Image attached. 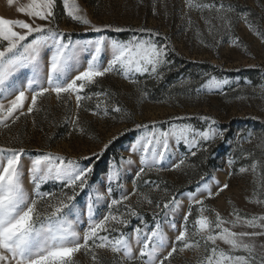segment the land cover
Returning a JSON list of instances; mask_svg holds the SVG:
<instances>
[{
	"label": "snow or ice",
	"instance_id": "obj_1",
	"mask_svg": "<svg viewBox=\"0 0 264 264\" xmlns=\"http://www.w3.org/2000/svg\"><path fill=\"white\" fill-rule=\"evenodd\" d=\"M8 2L11 4L12 0ZM185 3L189 10L201 13L210 32L214 20L226 29L231 27L234 10L220 0H185ZM62 5L67 17L88 25L87 30L99 34L112 28L93 24L76 0H62ZM56 8L57 0H30L17 11L26 14L31 22L0 17V126L4 129L40 111L39 102L52 94L63 103L74 96L78 110L84 101L95 97L93 115L107 116L112 112L120 114L121 119L128 118L126 109L118 103L109 106L106 100L111 94L107 91L88 94L85 90L97 85V78L110 73H119L139 85L136 77L158 80L163 78L164 69H171L170 54L174 48L169 38L161 37L159 32L142 27L127 40H109L99 35L94 40L73 41L72 33L59 28ZM243 18L247 22V17ZM253 31L264 38V31ZM237 42L238 38L233 41ZM84 53L87 56H82ZM105 53H109L106 60ZM81 67L83 70H79ZM22 73L25 75L20 78ZM229 83L213 76L201 91H222ZM137 90L140 100L147 98L145 89ZM260 95L264 96V85L260 86ZM189 119L175 117L166 122L167 127L156 121L137 123L125 130L138 132L129 148L139 154L140 164L134 174V187L128 194L121 183V169L124 163H132L130 158L127 161L121 158L119 164L111 161L105 173L108 183L101 180L97 186L89 182L94 163L86 162L91 157L68 158L50 151L32 153L23 146L0 145V264H79V255L90 256L91 264H104L101 251L113 254L110 264H171L174 254L201 247L204 253L196 264H264V215L247 217L233 208L234 218L229 219L206 204V200L229 188L227 182L221 184L217 180L214 191L201 177L202 183L198 182L195 191L187 193V211L179 222L175 216L185 205L175 194L155 202L158 211L153 212L151 224L137 207L128 203L130 196L136 194L140 197L137 204L141 200L149 205L154 203L147 194L138 193L136 183L146 172L165 170L164 162L171 160L176 145L183 144L194 157L207 151V145L217 138H226L225 131L216 127L213 118L199 117L206 125L203 128L179 123ZM70 122L76 131H85L78 113ZM247 135L251 138L254 133ZM118 138L113 137L104 149ZM258 139V146L264 147V136ZM187 159L188 155L178 158L171 163V169L186 166ZM259 166L264 167V162ZM257 168L258 162H253L250 169L241 167L239 171L251 170L255 174ZM113 183L121 189L119 196L112 195ZM144 184L160 188L152 181L145 180ZM256 190L264 191V175H260ZM167 191L165 188L164 192ZM81 193H85L83 203L78 199ZM101 202L108 211L98 215L97 206ZM256 203L264 204V200ZM194 209L195 218L190 220ZM208 212H214V217L205 214ZM132 218L139 223L131 232H125ZM237 227L250 230H234ZM218 242L227 247H220Z\"/></svg>",
	"mask_w": 264,
	"mask_h": 264
},
{
	"label": "rangeland",
	"instance_id": "obj_2",
	"mask_svg": "<svg viewBox=\"0 0 264 264\" xmlns=\"http://www.w3.org/2000/svg\"><path fill=\"white\" fill-rule=\"evenodd\" d=\"M29 2L30 0H12L9 4L8 0H0V17L31 22V18L26 14L17 11L20 6ZM220 2L234 10L231 14V27L226 29L220 21L214 20L215 26L210 32L201 13L189 10L185 0H76L93 24L101 27L112 26L97 34L87 30L88 25L77 23L67 17L62 0H57V23L61 30L72 33L73 41L94 40L99 35L109 40H127L137 34L135 30L139 28L153 29L159 32L161 37H168L174 48L170 54L171 69H164L163 78L158 80L138 76L136 79L139 80V85L132 84L131 78L126 79L119 73H110L97 78L98 84L92 86L90 90H85L88 94L107 91L111 94L106 100L109 106L118 103L126 109L128 118L121 119L120 114L112 112L107 116L102 113L93 115L97 104L95 97L84 101L78 110L74 96L70 101L63 103L57 101L52 94L39 102L41 110L34 115L21 118L8 129L0 126V145L23 146L32 153L50 151L68 158L91 157L92 159L86 163H95L99 161L100 155L93 154L102 153L105 144L113 137H119L123 140L122 144L109 153L108 159L102 165L104 171L99 173L92 184L98 186L101 180H104L105 184L108 183L105 173L112 161L109 156H114L117 164L121 158L124 161L130 158L132 163H124L121 169V183L124 185L125 194H128L132 192L134 174L139 170L140 164L139 154L129 148L138 132L135 130L126 132V129H132L137 123L153 121L167 127L166 122L175 117H189V120L179 123H191L197 128H203L206 125L199 117L208 116L216 121L218 129L225 131L226 138L224 140L217 138L207 145V151H202L213 159L204 182L210 183L214 191L217 180L221 184L227 182L229 188L219 196L206 200V204L229 219L234 218L231 215L233 208L247 217L264 215V204L256 203L257 200H264V191H254L258 188L260 175H264V167L259 166L260 162H264V147L258 146L260 143L258 137L264 136V96L260 95V86L264 85V38L253 31V29L264 31V0ZM245 16L247 22L243 18ZM115 28H122L125 31L116 32ZM237 38L238 42L233 43ZM108 55L109 53H105L103 59L106 60ZM82 56H87V53ZM24 75L22 73L20 78ZM213 76L221 80L226 79L230 83L224 86L222 91H201ZM138 87L147 91V98L139 99ZM77 113L80 126L85 129L83 133L76 131L70 122ZM53 127H59L58 129L63 131L53 135ZM249 132L254 133L251 138L247 135ZM121 133L123 135H120ZM187 154L183 144L176 145L171 160L164 162L165 170L154 171L171 182H180L188 163L186 162V166L179 170H172L171 163L177 162L178 158ZM253 162H258L255 174L251 170L244 173L239 171L241 167L250 169ZM212 177L215 179H211ZM112 187L114 189L112 195L119 196L121 189L115 183ZM196 188L197 186L192 191ZM138 193H141L140 190ZM187 193L189 192L177 195L185 205L175 216L178 222L187 211ZM78 199L83 203L85 193ZM138 200H140L138 194L131 195L128 203L142 210L149 208L146 201L141 200L137 204ZM122 209L123 207L120 211ZM107 211L103 202L97 206L98 215ZM195 214L194 209L190 220L195 218ZM205 214L214 217V212ZM234 230L250 229L237 227ZM131 231L132 229L128 232ZM218 244L220 247H227L222 242ZM203 253V247L185 250L183 253L174 254L171 264H196ZM99 255L104 258V264H110L113 260L110 251H101ZM78 260L79 264H91L88 255H79Z\"/></svg>",
	"mask_w": 264,
	"mask_h": 264
},
{
	"label": "trees",
	"instance_id": "obj_3",
	"mask_svg": "<svg viewBox=\"0 0 264 264\" xmlns=\"http://www.w3.org/2000/svg\"><path fill=\"white\" fill-rule=\"evenodd\" d=\"M167 91V90H166ZM157 92V91H156ZM169 93V92H168ZM166 94V93H165ZM54 132L53 135L58 134L62 132V129H58L59 127H53ZM123 142L122 139L118 138L114 140L109 147L102 152V155H100L99 161L94 163V170L92 173V176L90 177V183L92 184L98 177L99 173L104 171L103 170V164L105 163V160L108 159V155L111 151H114L118 145H121ZM188 155L187 163L190 166L185 167L182 173V179H180V182H171L163 175H158L154 170L146 176H142L137 181V188L140 190L141 193H145L151 198L154 203L152 205H149V208L146 210H142L141 208H137L139 212L142 213L144 220H146L149 224H151L153 220V212H157L158 209L155 207V202L160 200H167L171 198L173 194L176 196L182 192H190L194 190V188L197 186L198 182L201 181V177H205L209 174V169L213 164V159L210 158V156L205 155L204 152H198L196 156H190ZM112 161H114V156H109ZM152 181L155 182V184H159L160 188L155 189L154 184H148L145 185L144 181ZM167 188L168 191L164 192V189ZM87 190V189H86ZM85 190V191H86ZM83 193H81L82 195ZM79 198V197H78ZM123 211V209H122ZM162 215V214H161ZM139 223V221L135 218H132L131 225H129L128 228L124 229L125 232H128L132 229L134 225Z\"/></svg>",
	"mask_w": 264,
	"mask_h": 264
}]
</instances>
